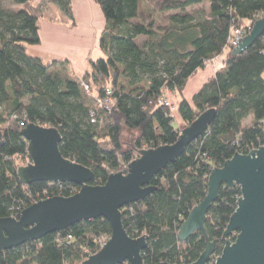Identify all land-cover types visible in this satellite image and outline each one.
Masks as SVG:
<instances>
[{
  "label": "trees",
  "instance_id": "1",
  "mask_svg": "<svg viewBox=\"0 0 264 264\" xmlns=\"http://www.w3.org/2000/svg\"><path fill=\"white\" fill-rule=\"evenodd\" d=\"M92 1L105 22L99 38L104 57L89 60L82 75H75L66 59L44 61L27 53L40 43L45 3L73 20L70 0H12L16 10L0 1V219L18 218L40 200L79 191L73 184L19 182L17 169L30 162L20 135L27 124L56 129L62 158L90 170L89 185L95 187L111 174H125L138 151L175 144L185 127L213 109L208 130L151 180L154 192L120 211L130 238H148L143 264H191L204 251L205 239L196 232L179 242L177 234L205 197L210 172L264 145V31L244 53L217 68L189 102L183 91L190 78L227 49L233 30L247 35L264 17V0ZM205 1L207 14L187 11ZM162 17L164 25L158 24ZM121 80L128 91L120 87ZM167 93L177 96L174 112L160 104ZM249 118L250 125H243ZM175 119L181 128L174 126ZM126 131L136 136L124 149ZM239 197L238 187L221 185L206 214V234L218 241L210 263L235 238L223 240L222 235ZM110 236L103 218L80 222L0 252V264H83Z\"/></svg>",
  "mask_w": 264,
  "mask_h": 264
},
{
  "label": "water",
  "instance_id": "2",
  "mask_svg": "<svg viewBox=\"0 0 264 264\" xmlns=\"http://www.w3.org/2000/svg\"><path fill=\"white\" fill-rule=\"evenodd\" d=\"M263 31L264 17L253 24L231 51V56L244 53ZM214 116L213 109L201 114L180 132L173 145L138 151V157L128 165L125 174H111L104 185L95 187L89 185L93 178L90 170L62 158L61 137L56 129L27 124L20 135L27 144L30 162L17 169L19 182L22 185L33 182L73 184L79 191L70 197L40 200L25 208L18 218L0 219V252L39 241L80 222L103 218L110 225L111 236L99 252L89 256L83 264H143L141 255L147 248L148 238H130L124 230L120 211L154 192L151 180L175 163L186 148L208 130ZM221 185L229 189L238 187L240 191L222 239L236 235L233 241L225 242L220 254L210 263L218 241L209 240L204 221L218 198ZM196 232L204 237L205 249L191 264H264V145L247 155L236 154L221 168L210 172L206 195L182 221L178 241L184 242Z\"/></svg>",
  "mask_w": 264,
  "mask_h": 264
},
{
  "label": "crops",
  "instance_id": "3",
  "mask_svg": "<svg viewBox=\"0 0 264 264\" xmlns=\"http://www.w3.org/2000/svg\"><path fill=\"white\" fill-rule=\"evenodd\" d=\"M70 1L74 23L68 26L67 23L62 25L42 22L39 30L40 43L36 47L43 55L67 56L74 65L73 73L75 75H82L88 70V56L90 52H92V46H94L97 51H100L99 38L105 22L99 6L92 0ZM198 7H202V10L206 14L208 13L207 1L187 11L189 13L198 11ZM230 56L231 50L225 49L222 54L218 56V62L213 65L208 64L203 70H199L190 78L183 91L184 99L189 102L201 86L213 77L215 70L224 65ZM39 58L46 61L41 56H39ZM220 62L222 64H220ZM166 96L172 104H177V96L170 93H167Z\"/></svg>",
  "mask_w": 264,
  "mask_h": 264
},
{
  "label": "rangeland",
  "instance_id": "4",
  "mask_svg": "<svg viewBox=\"0 0 264 264\" xmlns=\"http://www.w3.org/2000/svg\"><path fill=\"white\" fill-rule=\"evenodd\" d=\"M1 2H2V4L6 7V8H8V9H11V10H16L17 8L13 5V3H12V0H0ZM205 5V4H204ZM198 10H202V7H198ZM60 14V15H59ZM73 14V13H72ZM63 18V20H65V21H63L62 20V18ZM165 18L166 17H162L160 20H159V23L158 24H161V25H164V24H166V22H165ZM74 20H69V19H67L60 11H59V9L55 6V5H53V4H51V3H45V8H44V11H43V15H42V18H41V20H40V22H39V26L40 25H42V22H51V23H54V24H62V25H64L65 23H67L68 24V26L72 23H74L73 22ZM37 46V45H36ZM36 46H29L28 47V49H27V53L29 54V55H31V56H33V57H39V56H41V57H43L46 61H51V60H64V59H66V60H68L69 61V65H70V69L72 70V72H74V65H73V63H72V61L69 59V58H67V56H61V55H55V56H49V55H43L42 53H40V51H39V49H37V47ZM102 57H104L103 56V54L101 53V51H97V49H95V47L94 46H92V52H90V54H89V56H88V59L89 60H97V59H100V58H102ZM216 63V62H215ZM88 64V63H87ZM220 64H222L221 62H220ZM211 65H213V64H211ZM88 66V65H87ZM262 77H263V79H264V73L262 74ZM120 87L124 90V91H128L129 90V88L127 87V85H126V82L125 81H123V80H121L120 81ZM167 99L169 100V98L167 97ZM169 102L171 103V101L169 100ZM89 105H91V104H89ZM171 105L174 107V104H172L171 103ZM172 112H174V111H172ZM177 120V121H176ZM250 122H251V119L249 118V119H247L246 121H244V123H243V125H245V126H248V125H250ZM173 124H174V126L175 127H178V125L180 126V128L182 127L181 125H180V123H179V120L178 119H175V122H173ZM136 136V134L135 133H132V132H128V131H126V132H124L123 133V138H122V140H123V142H124V144H123V148L124 149H127V143L129 142V140L131 139V138H133V137H135Z\"/></svg>",
  "mask_w": 264,
  "mask_h": 264
},
{
  "label": "built area",
  "instance_id": "5",
  "mask_svg": "<svg viewBox=\"0 0 264 264\" xmlns=\"http://www.w3.org/2000/svg\"><path fill=\"white\" fill-rule=\"evenodd\" d=\"M245 36H246V33L244 31H242L241 29H235V30H233L232 36L229 38V41H228V47H227V49H229V48H233V49L236 48L241 43V41L243 40V38ZM218 61H219L218 60V57H216V58L212 59L209 62V64H214L215 62H218ZM84 88L87 89L86 87H84ZM107 95L110 96V93L107 92ZM99 103L101 104L100 101H99ZM108 103L111 104V101L109 100ZM160 104H163V105L169 107L171 111H174V108L172 107L171 103L167 99V96H164L163 98L160 99ZM90 116L92 118H94L93 113H91ZM92 122H94V120H92ZM50 185H57V184H50ZM58 185H61V184H58ZM14 218H16V217H14Z\"/></svg>",
  "mask_w": 264,
  "mask_h": 264
}]
</instances>
